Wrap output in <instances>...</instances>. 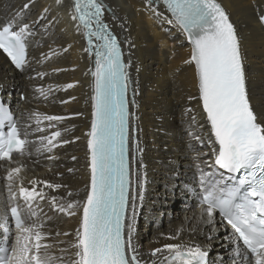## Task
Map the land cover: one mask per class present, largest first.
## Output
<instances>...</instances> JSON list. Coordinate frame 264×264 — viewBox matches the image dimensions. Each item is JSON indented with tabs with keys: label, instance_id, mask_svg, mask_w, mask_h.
<instances>
[{
	"label": "snow or ice",
	"instance_id": "1",
	"mask_svg": "<svg viewBox=\"0 0 264 264\" xmlns=\"http://www.w3.org/2000/svg\"><path fill=\"white\" fill-rule=\"evenodd\" d=\"M56 3L63 6L64 0H56ZM162 4L169 15L158 10L156 0H147L146 8L161 23L177 28L190 43V56L184 63L194 68L198 100L209 126L207 146L214 159L204 161L211 171L204 173L201 170L205 192L201 203L206 206L203 211L208 217L207 222L211 223L219 214L231 226L238 244L235 251L240 264H264V125L258 122L250 102L240 38L217 0H162ZM29 7L30 4L25 3L21 11L0 24V52L21 72L29 66L27 42L33 34L22 16L23 10ZM68 8L75 33L86 42L83 52L89 54L93 64L86 73L91 77L92 93L90 129L85 134L89 157L86 192L82 199H68L73 193L67 191V185L35 179L29 181L31 188L25 187L20 177L24 166L13 154L21 157L30 154L32 141L27 139V130L22 132L10 112L0 106V125L7 129L0 130V161L17 164L7 168L5 177L9 201L16 202L5 211L10 212L16 232L14 243L3 248L0 264H148L134 244L136 202L143 199V181L132 167L135 155L131 160L129 158L130 139L135 151H139L138 142L130 136V129L133 132L135 129L132 128L133 113L129 111V103L136 106L134 99H128L131 61H125L121 42L104 20L106 7L103 0H70ZM47 11L45 8L44 12ZM43 18L41 15L40 19ZM260 22L264 24V14L260 16ZM71 47L68 45L63 51L67 52ZM74 86L69 83L65 87ZM39 91L45 95L43 89ZM187 112L192 113L193 109L189 108ZM32 116L29 114V119ZM66 118L43 116L49 122ZM196 122L197 117L192 115L190 123ZM36 130L45 131L39 127ZM189 135L204 145L205 138L201 135L192 132ZM60 137L59 130L50 136H41V147L37 151L43 149L53 153L60 144L74 142L60 140ZM202 154L209 155L207 152ZM48 159L58 157L52 154ZM72 159L76 160V157ZM41 184L53 191L65 188L66 194L49 197L43 189H38ZM20 200H23V206ZM39 201H44L57 215L77 216L79 226L74 234L56 231L53 236L50 230L45 231V221L53 217L44 212ZM3 220V239L7 244L8 217ZM70 235L71 241L57 239ZM164 248L168 252L159 264H206L207 253L199 246L173 244ZM161 252L162 249L156 248L150 255L157 257ZM151 264H157V261L153 260Z\"/></svg>",
	"mask_w": 264,
	"mask_h": 264
},
{
	"label": "bare ground",
	"instance_id": "2",
	"mask_svg": "<svg viewBox=\"0 0 264 264\" xmlns=\"http://www.w3.org/2000/svg\"><path fill=\"white\" fill-rule=\"evenodd\" d=\"M103 2L109 8L107 21L122 41L126 61H131L129 70L135 94L133 111L139 145L136 167L143 181V199L136 202L134 225V244L140 257L148 264L153 260L159 264L168 252L165 245L181 244L209 251L215 263H238L233 232L224 231L216 217L208 223L204 208L196 201L199 189H203L201 170L211 171L204 161L214 157L207 146L209 126L198 100L194 68L184 63L190 56V43L177 28L160 22L146 8L147 0ZM217 2L226 10L240 38L250 102L258 122L264 125V27L260 22L264 0ZM25 3L30 7L23 10V21L30 25L33 33L28 38L29 66L26 71L18 72L0 53V90L13 104L22 132L27 130V139L32 141L30 154L14 157L24 166L20 177L25 187L31 188L29 181L33 179L60 183L73 193L68 199H82L89 180L88 137L85 134L90 129L92 111L91 77L86 75L92 68L91 58L83 52L84 38L75 33L69 18L70 0H64L63 6L56 0H0V24L21 11ZM156 3L160 12L169 15L159 0ZM68 45L72 47L64 52ZM39 73L44 75L41 77ZM69 83L75 86L66 88ZM40 89L45 95H41ZM14 91H17L15 101L10 97ZM21 94H25L24 102L20 101ZM189 108L193 109L192 113L187 112ZM78 113L81 115H76ZM29 114H33L31 119ZM46 115L67 118L49 122L43 119ZM192 115L197 117L195 124L190 123ZM50 124L55 127H49ZM37 127L45 131H37ZM57 130L61 132L60 140L74 142L60 144L53 153L43 149L37 151L41 147L40 137L50 136ZM190 132L205 138L204 145L189 135ZM205 152L209 155L202 154ZM52 154L58 159H48ZM16 166V163L0 162V237L4 234L3 218L7 216L11 243H14L16 229L12 228L9 212L5 209L16 202L9 201L5 177L7 168ZM70 168L72 172L68 171ZM38 189H43L49 197L66 194L65 188L53 191L41 184ZM181 193L183 198L179 200ZM19 203L23 206L24 202L20 200ZM39 203L44 212L53 217L45 221V231L50 230L53 236L56 231L74 234L79 226L77 216L57 215L44 201ZM168 214H173L174 218L167 219ZM57 239L71 241L73 237ZM156 248L162 252L151 257V251ZM53 251L59 255L58 250Z\"/></svg>",
	"mask_w": 264,
	"mask_h": 264
},
{
	"label": "rangeland",
	"instance_id": "3",
	"mask_svg": "<svg viewBox=\"0 0 264 264\" xmlns=\"http://www.w3.org/2000/svg\"><path fill=\"white\" fill-rule=\"evenodd\" d=\"M16 92H17V91L12 92L13 94L10 93V97H11L12 99H14V101H15V94H16ZM21 93H23V92H21ZM17 97H18V96H17ZM205 173H208V171L206 170ZM180 186H181V185H180ZM180 186H179V187H180ZM180 188H182V187H180ZM181 190H182V189H181ZM174 195H175V194H174ZM182 198H183V196H182V193H181V197H180L179 200H181ZM179 202H180V201H179ZM166 217H167V219H169V220H170V219L172 220V219L174 218L173 214H168Z\"/></svg>",
	"mask_w": 264,
	"mask_h": 264
}]
</instances>
